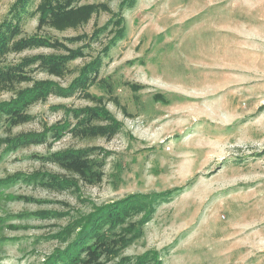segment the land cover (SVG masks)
<instances>
[{"label":"rangeland","instance_id":"1","mask_svg":"<svg viewBox=\"0 0 264 264\" xmlns=\"http://www.w3.org/2000/svg\"><path fill=\"white\" fill-rule=\"evenodd\" d=\"M19 3L0 0V102L47 84L0 115V264H49L127 200L80 264H264V0H72L94 8L67 27ZM93 107L90 136L18 140ZM70 150L79 171L52 159Z\"/></svg>","mask_w":264,"mask_h":264},{"label":"trees","instance_id":"2","mask_svg":"<svg viewBox=\"0 0 264 264\" xmlns=\"http://www.w3.org/2000/svg\"><path fill=\"white\" fill-rule=\"evenodd\" d=\"M72 0H41L40 5L37 7V11H39L40 14V21H52V22H58L61 21L63 27L72 26L71 23H79L80 21H83L89 17V14L94 8L93 6H85L82 8H76L75 10L65 11L66 7L69 6ZM131 3L134 2V0H129ZM18 9H25V7L28 6L29 0H19ZM20 11L17 13V15H14L16 20L18 17L20 18L21 13ZM16 14V13H15ZM10 21V20H9ZM6 25V24H4ZM8 30L12 28L11 23L9 22L7 25ZM120 31V28L117 29V32ZM118 38H121L123 36V29H122V35L116 34ZM36 38H32L30 40H33ZM4 41V37L2 33H0V42ZM1 48V47H0ZM98 64V61H94L93 63L88 65V68H95ZM92 68V69H93ZM91 69V70H92ZM87 72V67L82 69L80 76L78 78V81H80L81 85L85 86V83L87 80H85V76ZM11 83H13L12 79L9 80ZM47 83H35L31 88H28L24 91H22L16 99L6 101V102H0V115L4 114L9 116V119L13 122L15 120H18L23 115H19V113H22L23 110H25L30 104L34 103L39 99L40 97H44L46 92L44 90V85ZM76 85V84H75ZM87 93V92H86ZM88 94V93H87ZM93 112V114L91 113ZM83 114V115H79ZM74 119L79 120L76 122L74 127H70L68 123H63L60 125H55L54 128H50L45 133V137H42L41 139L38 138L36 135H30V136H22L19 137L18 140H22V138H29V137H35V139H32L28 141V143L32 142H41L46 139V136L48 134H51L52 136H55L57 138H61L65 133H70L74 136H90L93 134L94 131L93 128H90V122L92 118L95 116L100 117L101 115L105 116V112L103 111L102 107H93L88 109H80L79 111H70L68 113V117L71 116ZM93 116V117H92ZM106 118H109L110 121L111 117L106 113ZM90 125V126H89ZM60 126V127H57ZM46 131V130H45ZM27 142V141H23ZM21 144L19 142H16V145ZM19 146V145H18ZM82 152L79 150H70L63 153H55L52 155V159L55 162H58L59 164H62L66 167L73 168L77 171L79 169L75 165V158L78 157ZM67 155H70L69 157H65ZM30 178L38 179V175L31 176ZM62 184V182H58ZM129 202V200L124 202H117L113 203L111 205L103 206L99 208L97 216L93 217L87 216L82 220V224L79 226L80 230L77 232L75 238L71 243H69L64 249L58 250L54 256H52L51 261L49 264H80L82 261H84L81 257L84 253L90 254L92 252V243L95 241H99V243H103L104 239L107 238L108 230H103V228L106 226V219L108 218L109 214H120V212L125 208L126 204ZM152 200L147 202V206L151 204ZM146 211V209H142Z\"/></svg>","mask_w":264,"mask_h":264}]
</instances>
